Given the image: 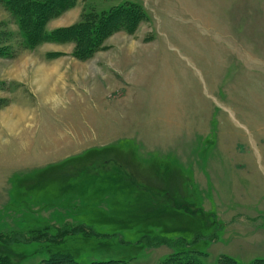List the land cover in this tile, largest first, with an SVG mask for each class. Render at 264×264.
<instances>
[{"label":"rangeland","instance_id":"1","mask_svg":"<svg viewBox=\"0 0 264 264\" xmlns=\"http://www.w3.org/2000/svg\"><path fill=\"white\" fill-rule=\"evenodd\" d=\"M130 4L79 59L0 2V264L264 259V0H75L44 30Z\"/></svg>","mask_w":264,"mask_h":264},{"label":"trees","instance_id":"2","mask_svg":"<svg viewBox=\"0 0 264 264\" xmlns=\"http://www.w3.org/2000/svg\"><path fill=\"white\" fill-rule=\"evenodd\" d=\"M75 0H0L14 15L17 16L19 23L24 29L26 41L32 42L34 37H39L41 43L55 42L58 43L60 33L70 34L76 43L74 55L79 59L91 57L103 46V34L112 36L119 30L128 33L135 31L139 23L144 19L143 10L135 4L119 7L110 13L96 14L91 13L84 15L81 23L63 30H55L48 33L44 30L47 22L54 17L60 16L63 12L73 6ZM25 23V25H23ZM63 41V40H60ZM69 41V40H68ZM64 42V41H63ZM67 42V41H66ZM85 46V47H83ZM83 47V48H82ZM181 258L172 256L168 264H204L199 259L198 253H182ZM176 258V259H175ZM6 264H15L6 262ZM17 264V263H16ZM49 264H81L72 260L68 256H61L58 260L51 258ZM97 264V263H95ZM111 264V263H108ZM164 264H167L166 262ZM219 264H240L235 259L223 256ZM252 264H264V259H257Z\"/></svg>","mask_w":264,"mask_h":264}]
</instances>
